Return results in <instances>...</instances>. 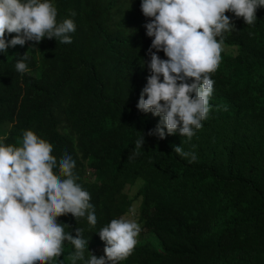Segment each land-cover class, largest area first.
Instances as JSON below:
<instances>
[{
    "label": "trees",
    "instance_id": "trees-1",
    "mask_svg": "<svg viewBox=\"0 0 264 264\" xmlns=\"http://www.w3.org/2000/svg\"><path fill=\"white\" fill-rule=\"evenodd\" d=\"M51 2L58 22L74 20L72 43L44 39L0 53V140L20 146L22 132L32 130L53 145L57 161L65 152L76 161L97 224L71 214L58 223L73 236L83 228L95 255L105 247L100 228L137 206L141 230L156 243L137 244L120 264H264V8L252 26L225 13L235 29L224 34L221 62L210 74L211 111L188 141L166 129L163 140L147 135L160 118L137 109L151 74L141 0ZM25 53L30 71L21 74L15 62ZM181 144L194 162L174 153ZM64 245L66 259L50 264H71L74 248Z\"/></svg>",
    "mask_w": 264,
    "mask_h": 264
},
{
    "label": "clouds",
    "instance_id": "clouds-1",
    "mask_svg": "<svg viewBox=\"0 0 264 264\" xmlns=\"http://www.w3.org/2000/svg\"><path fill=\"white\" fill-rule=\"evenodd\" d=\"M258 8H264V0H141V12L149 18L146 35L152 38L147 62L151 74L137 109L160 118L147 135L163 140L166 129L167 135L179 132L191 141L211 111L210 74L221 62L224 34L235 29L225 13L252 26ZM57 15L51 0H0V53L44 39L71 44L76 24L70 18L58 22ZM6 33L16 35L6 39ZM161 51L167 59L160 58ZM27 59L25 53L15 62L16 72L30 71ZM144 143L142 133L135 141V154ZM19 145L0 140V264H50L63 255L65 242L74 248L68 256L71 264H120L127 259L138 243L139 223L121 216L100 228L97 234L105 248L104 256L97 258L88 251L83 228L75 227L73 236L65 231L71 226L57 221L71 214L75 220L86 218L90 227L97 224L91 195L77 182L76 161L67 152L57 161L51 154L53 145L32 130L22 132ZM173 150L191 157L190 163L196 160L182 144Z\"/></svg>",
    "mask_w": 264,
    "mask_h": 264
},
{
    "label": "rangeland",
    "instance_id": "rangeland-1",
    "mask_svg": "<svg viewBox=\"0 0 264 264\" xmlns=\"http://www.w3.org/2000/svg\"><path fill=\"white\" fill-rule=\"evenodd\" d=\"M1 138V137H0ZM138 185H136V186H134V187H132V189H131V193H130V195L131 196H134L135 195V193L137 192V190H138ZM138 216H139V210H138V208H137V206L133 209V211L128 215V216H126V218L127 219H133V220H135L136 222H138L139 223V221H138ZM140 225V224H139ZM137 240H138V243L137 244H142V243H145V242H147V241H152V242H154V243H156L155 242V238L153 237V235L151 234V233H149V232H147L146 230H141L140 231V233H139V235H138V237H137ZM104 248L105 247H96V248H94L93 249V252L95 253V255H96V257L97 258H99V257H101V256H104ZM65 252H67V249H66V247H65V245H64V252H63V255L61 256V257H59L58 259L59 260H65L66 259V254H65ZM57 259V260H58Z\"/></svg>",
    "mask_w": 264,
    "mask_h": 264
}]
</instances>
